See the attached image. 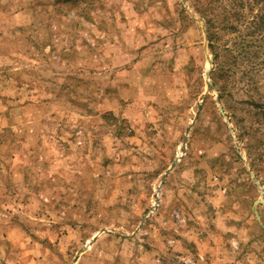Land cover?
<instances>
[{"label": "rangeland", "instance_id": "1", "mask_svg": "<svg viewBox=\"0 0 264 264\" xmlns=\"http://www.w3.org/2000/svg\"><path fill=\"white\" fill-rule=\"evenodd\" d=\"M0 264H264V0H0Z\"/></svg>", "mask_w": 264, "mask_h": 264}, {"label": "trees", "instance_id": "2", "mask_svg": "<svg viewBox=\"0 0 264 264\" xmlns=\"http://www.w3.org/2000/svg\"><path fill=\"white\" fill-rule=\"evenodd\" d=\"M79 2V1H78Z\"/></svg>", "mask_w": 264, "mask_h": 264}]
</instances>
